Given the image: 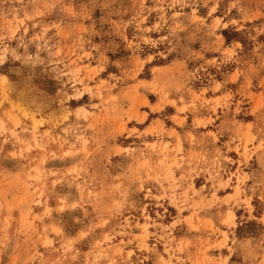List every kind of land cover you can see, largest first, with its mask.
Here are the masks:
<instances>
[{
	"label": "rangeland",
	"instance_id": "374dc122",
	"mask_svg": "<svg viewBox=\"0 0 264 264\" xmlns=\"http://www.w3.org/2000/svg\"><path fill=\"white\" fill-rule=\"evenodd\" d=\"M0 264H264V0H0Z\"/></svg>",
	"mask_w": 264,
	"mask_h": 264
}]
</instances>
